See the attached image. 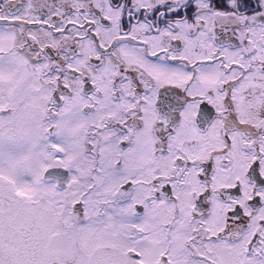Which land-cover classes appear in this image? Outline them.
<instances>
[{
    "label": "snow or ice",
    "instance_id": "obj_1",
    "mask_svg": "<svg viewBox=\"0 0 264 264\" xmlns=\"http://www.w3.org/2000/svg\"><path fill=\"white\" fill-rule=\"evenodd\" d=\"M0 264H264V0H0Z\"/></svg>",
    "mask_w": 264,
    "mask_h": 264
}]
</instances>
